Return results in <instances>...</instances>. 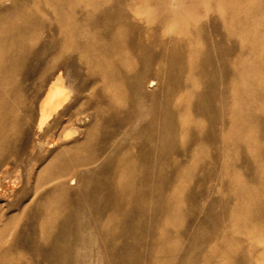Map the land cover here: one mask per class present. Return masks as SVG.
<instances>
[{
  "label": "bare ground",
  "instance_id": "1",
  "mask_svg": "<svg viewBox=\"0 0 264 264\" xmlns=\"http://www.w3.org/2000/svg\"><path fill=\"white\" fill-rule=\"evenodd\" d=\"M10 1L11 5L0 11V159L8 144L9 131L17 129L21 121L17 120L18 107L24 96L16 76L26 55L44 32V22H47L50 39L33 51L25 77L32 78L42 63L45 74L64 55V70L73 71L79 79L86 81V91L98 92L100 96L89 104L79 96L63 110L62 120L80 127L82 139L64 146L63 149L70 150L71 155L59 156L56 164L47 167L46 175L51 173L57 182L63 184L69 171L77 166L92 169L99 159L88 157V154L86 157L84 152L95 147L98 137L108 153L119 150V155L111 158L119 178L109 179L110 185L106 182L96 185L97 207L92 217L79 219L71 244L68 242L69 228L62 227L51 249L46 251L48 260L102 264L101 250L104 251L111 241V233L106 230L111 221V209L125 201L137 203L135 164L147 169L146 179H149L151 170L167 159L166 149L173 147L176 136L186 140L192 125L202 127V122L190 114L191 100L197 93L199 82L208 85V90L199 95L195 105L197 114L206 115L210 124L204 134L205 141L217 143L222 151L240 143L255 144L250 123L258 113H264V1L236 0L242 5L245 2L255 4L243 15H234L247 23L234 22L224 37L217 35L221 40L228 37L238 42L240 53L229 58L224 56L222 41L213 47L218 52L217 59L209 53L211 40L204 36L203 25L196 24L201 18L206 20L211 9L205 5L202 12H197L195 0H190L188 5L185 0H172L168 6L163 4V0ZM216 19L222 25L225 22L224 14ZM214 28V31H220L219 26ZM242 37H246L247 44L242 43ZM53 48L52 56L45 62L46 52ZM244 48H248L251 54L246 60L241 56ZM197 60H202L205 68L200 69ZM217 63L221 65L222 78L217 76ZM65 79L59 70L39 108L43 120L61 104L60 96L64 91L71 90V86L64 83ZM222 85H226L225 90ZM156 92L158 95L152 101L151 97ZM26 110L32 112L31 106ZM205 141L193 143L194 155L205 152ZM255 146L257 152L253 155V164L257 168V182L250 192L244 185L234 190L245 201H235L231 208L233 215H230L231 226L238 231L244 233L243 227H252V232L245 233L253 244L264 239V152L259 145ZM135 148L142 150V160L135 161L131 157ZM182 190L178 184L166 195L159 194L156 199L149 197L144 204L136 205L123 232L125 253L117 257L111 251L109 255L129 262L132 256L127 251L132 250L134 260L140 264L171 262L180 244L173 234L161 228L159 222L167 223L177 217ZM54 194L56 188L47 201L50 212L57 206ZM169 199L174 201L173 204ZM148 203L154 204L153 210ZM85 207V204L81 206ZM147 214L155 224L146 226L145 235V229L134 223L135 220L146 219ZM46 223L51 228L54 221ZM149 233L152 234L151 240L147 239ZM103 234L104 239L101 238ZM96 236L100 237L98 243ZM148 243L152 246L151 258L143 253V245ZM235 243L231 236L225 234L208 248L217 259H221L229 254V247Z\"/></svg>",
  "mask_w": 264,
  "mask_h": 264
},
{
  "label": "rangeland",
  "instance_id": "2",
  "mask_svg": "<svg viewBox=\"0 0 264 264\" xmlns=\"http://www.w3.org/2000/svg\"><path fill=\"white\" fill-rule=\"evenodd\" d=\"M18 1L30 3L29 0ZM170 1L172 0H163V4L168 6ZM189 1L185 0L186 5ZM195 1L197 12H202L205 5L211 9L206 20L201 18L199 23L189 20L191 23L203 25L204 36L209 38V41L211 40L212 50L209 52L211 56L214 59L218 58V52L215 48L213 50V47L222 41L224 44H220L226 53L224 56L238 55L240 53L239 43L228 37L221 40L222 38L220 39L217 34H222L224 37L227 29L231 28L230 25L234 22L245 25L247 23L245 19H238L234 15H243L255 4L245 2V5H242L236 3V0ZM10 2V0H0V11L3 12L10 6ZM222 14L225 19L223 25L216 19ZM177 17L182 18L181 15ZM216 25L219 26L220 31H214ZM46 27L47 22H44V32L33 49L26 55L16 76L17 81L22 85L24 101L18 107L17 120H21L18 122L19 127L9 131L6 140L8 144L2 152V160L0 159V264H74L72 260L62 262L58 259L54 261L47 259L46 255L51 249L54 238L60 233L62 227H66L67 230L69 228L68 242L71 244L74 240L72 233L79 221L91 218L97 207L94 196L96 185L99 182H106L110 185L109 179L119 178L116 175V167L111 162L119 155V150L108 153L100 137L94 142L95 147L84 152L86 157L88 154V157L99 159L92 169L77 166L69 171L63 184L57 182L51 173L46 175L47 167L56 164L59 156L71 155V151L63 147L82 139L80 127L62 120L63 110L79 96H82L81 99L85 104L100 99L98 92L89 93L85 90L86 81L84 79H79L73 71L64 70V55L58 58L53 68L45 74L43 73L45 65L42 63L32 78L25 77L31 66L33 51L50 39V33ZM242 38V43L247 44L246 37ZM53 50L54 48L46 52L45 62L52 56ZM241 56L243 60L250 58L248 48L242 50ZM137 57L139 58L138 55ZM201 61L197 60L200 69L205 68V64ZM217 69V76L222 78L224 74L219 63H217ZM59 70L66 78L64 83L67 82L71 90L64 91L60 96L61 104L52 109L43 120L39 108ZM222 89L225 90L226 85H222ZM206 90H208V85L203 81L199 82L197 93L193 96L190 107V114L202 122V127L192 125L186 140L176 136L178 138H175L173 147L170 150L166 149L167 159L151 170V178L146 179L147 169L135 164L134 169L138 177L136 180L137 203L129 204L125 201L127 204L124 203L123 206H115L111 209V221L107 224L108 226L106 225V230L111 233V237L109 236L111 241L104 249L105 253L101 250L104 257L102 264H140L134 260L135 253L132 250L127 251L132 256L129 262L114 258L125 253L122 243L128 216L134 212L136 205L144 204L149 197L156 199L159 194L165 193L166 195L178 184L183 189L178 199L179 213L169 222L160 221L159 223L165 232L175 236L180 246L177 251H174L171 262L162 264H264V239L253 244L245 233L252 232V227H243V233L238 231V228L232 227L230 222L234 202L244 200L240 194H235L234 190L244 185L249 188L250 192V189H253L251 187L257 182V168L253 164V155L257 152L255 144L259 145L264 152V113H258L253 123H250L254 130L255 144L240 143L232 149L222 151L217 147V143L205 141L204 134L210 127L208 117L197 114L195 110L199 95ZM157 95L156 92L151 97L152 101H155ZM30 106L32 112H27L26 109ZM197 140L205 141L207 146L204 153L194 155L192 145ZM131 157L137 161L142 160L144 156L140 148H135L131 152ZM238 178H240L239 182ZM117 180L120 181V179ZM55 188L56 194L53 200L57 206L55 211L50 212L47 201L51 198ZM169 202L173 204L174 201L169 199ZM84 204L86 207L81 208ZM148 204L153 210L154 204ZM48 220L54 221L51 228L46 225ZM134 224L142 230L145 229L143 233L146 235V226L147 228L152 227L155 222L147 214L146 219L135 220ZM225 234L231 236L236 243L229 247L228 255L217 259L214 253L209 251L208 246L215 240H221ZM103 235L101 238L104 239L105 235ZM147 239H152L151 233L147 234ZM96 240L98 243L100 237L96 236ZM150 246V243L143 245V253L149 255V258L152 256V246ZM111 251L115 255L113 258L109 255ZM147 264L151 262L148 261Z\"/></svg>",
  "mask_w": 264,
  "mask_h": 264
}]
</instances>
